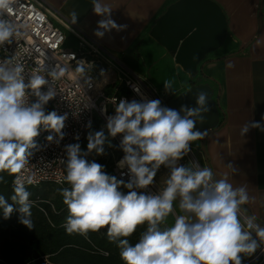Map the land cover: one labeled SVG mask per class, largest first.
<instances>
[{"label":"clouds","instance_id":"obj_1","mask_svg":"<svg viewBox=\"0 0 264 264\" xmlns=\"http://www.w3.org/2000/svg\"><path fill=\"white\" fill-rule=\"evenodd\" d=\"M16 3L0 0V16L11 13ZM92 10L102 17L94 33L98 38L126 27L111 18L113 9L104 0H92ZM70 16L71 23L76 24L78 13L73 10ZM20 35L15 24L0 19V45ZM84 64L77 72L91 88L92 77L87 76ZM65 71L59 65L50 69L43 65L30 72L26 83L23 64H0V173L14 177V203L9 204L0 195V210L5 219L18 211L20 222L29 229L33 228L32 202L26 186L33 183V178L26 174V166L34 151L41 149L35 141L41 127L51 133L46 137L49 144L59 145L65 138L62 130L68 114H46L45 110L58 94L54 82ZM173 84L171 79L164 81L166 94L173 93ZM45 86L46 91H42ZM113 103L115 114L107 116L106 131H90L86 151L79 143L65 146L64 180L70 187L59 191L68 209L64 224L68 234L87 237L89 232L106 227L124 264H242L241 254L251 255L264 245V226L257 223L255 214L246 215L242 209L250 201L245 186L233 187L227 175L215 179L212 169L198 162L193 161L192 166L179 163L191 151L192 142L202 138L196 124H203L210 111L206 92L196 94V107L181 105L173 109L163 106L159 99L147 98ZM105 112L107 109H102ZM86 127L91 129V121ZM250 128L264 130L260 122L246 123L241 135ZM118 135L122 137L119 148L124 155L116 166L127 169L126 173L121 171V176H128L127 182L107 174L104 165L88 159L93 152L104 155L105 145L113 146L109 137ZM79 138L77 134L75 139ZM162 166L168 169L165 187L158 192L146 191ZM177 201L182 214L175 215L174 223L162 229ZM145 224L147 228L138 242L131 244L128 237Z\"/></svg>","mask_w":264,"mask_h":264},{"label":"crops","instance_id":"obj_2","mask_svg":"<svg viewBox=\"0 0 264 264\" xmlns=\"http://www.w3.org/2000/svg\"><path fill=\"white\" fill-rule=\"evenodd\" d=\"M38 1L56 24L67 26L66 35L72 40L69 29L108 50L119 65L147 78L162 92L160 76L174 81L175 97L191 85L207 84L217 106L218 125L192 142V147L201 152V163L212 169L215 179L227 175L233 187H246L250 201L242 209L246 215L255 214L257 223L264 226V130L250 128L241 135L246 123L260 122L264 127V0H211L225 15L227 34L220 48L199 63L194 81L149 37L155 21L179 0H104L113 9L111 18L126 27L106 32L102 38L94 34L102 17L94 14L92 0ZM73 10L79 15L76 24L71 23ZM139 68L148 74L153 68L155 83L145 72L139 74ZM162 169L159 181L168 177V169ZM178 214L182 213L177 201L174 215ZM241 255L242 262L248 258Z\"/></svg>","mask_w":264,"mask_h":264},{"label":"built area","instance_id":"obj_3","mask_svg":"<svg viewBox=\"0 0 264 264\" xmlns=\"http://www.w3.org/2000/svg\"><path fill=\"white\" fill-rule=\"evenodd\" d=\"M0 19L15 24L21 33L19 38L0 45V64L7 61H11L12 64L17 62L23 64L26 83L30 72L43 65H47L49 69L55 65L66 69L65 74L54 82L58 94L49 101L45 109L46 114L51 111H56L58 115L68 114V119L65 121L66 126L62 130L66 135L59 145L49 144L46 137L51 133L41 127L40 135L35 138L41 149L34 151L26 166V174L33 178V183L27 185V189H37L44 185L53 187L69 185L64 180L66 176L65 146L79 143L82 151H86L88 133L101 129L106 131L108 115L106 112L102 113V109L110 105L111 115H114L113 101L159 99L163 106H167L171 99L169 94L155 88L147 78H139L119 65L108 50L72 29L69 31L76 42V48L67 47L65 32L67 26L56 24L38 0H17L13 11L0 16ZM83 61L86 62L84 67L87 69V76L92 77L91 88H88L81 74L77 72V68L82 65ZM110 73L112 77H109ZM46 89L47 86L42 88V91ZM30 100L34 101L35 97H30ZM86 106L88 108H85ZM89 121L92 124L91 129L86 127ZM77 134L80 137L79 140L75 139ZM109 139L114 145V151L107 144L105 145L107 173L127 182L128 176H121V171L126 173L127 169L121 170L116 166L124 155L119 148L122 137L118 135L115 138L109 137ZM201 155L198 149L191 147L189 154L180 163L192 166V162L195 161L201 167H205L200 161L199 156ZM88 159L91 160V155ZM161 175H163L162 167L157 173L154 184L150 185L146 191L158 192L165 187V181H159ZM242 264H264V245H261L255 253L248 255Z\"/></svg>","mask_w":264,"mask_h":264},{"label":"trees","instance_id":"obj_4","mask_svg":"<svg viewBox=\"0 0 264 264\" xmlns=\"http://www.w3.org/2000/svg\"><path fill=\"white\" fill-rule=\"evenodd\" d=\"M0 175L4 177L0 182V195L13 204V176ZM66 187L70 185L56 187L52 199L41 191V187L27 189L32 202L31 229L20 222L18 211L5 219L0 210V264H124L117 243L107 236L106 227L89 232L87 237L66 232L64 224L68 209L59 191ZM146 228V224L138 226L128 237L129 242L133 245L138 242Z\"/></svg>","mask_w":264,"mask_h":264},{"label":"water","instance_id":"obj_5","mask_svg":"<svg viewBox=\"0 0 264 264\" xmlns=\"http://www.w3.org/2000/svg\"><path fill=\"white\" fill-rule=\"evenodd\" d=\"M227 34V22L221 8L211 0H179L170 5L155 21L149 37L161 46L183 73L190 79L197 74V67L205 56L220 48ZM196 57L193 59V57ZM208 94L210 111L205 122L196 129L204 136L218 125V111L207 84L191 85L186 91L170 99L168 107L181 105L196 107V94Z\"/></svg>","mask_w":264,"mask_h":264},{"label":"rangeland","instance_id":"obj_6","mask_svg":"<svg viewBox=\"0 0 264 264\" xmlns=\"http://www.w3.org/2000/svg\"><path fill=\"white\" fill-rule=\"evenodd\" d=\"M66 46L69 47V48H73L74 49V48H76V42L74 41V39L72 40V38L70 36H67ZM137 72L139 74H143L145 72L144 74H146V76H148V78H150V81L153 82V83H155L156 73L153 70V68H152V70L150 71L149 74H148V71L145 70L143 72L142 69H140V68L138 69ZM112 76H113L112 73H110L109 74V77H112ZM160 77L162 78L161 79L162 81H165L166 80V78L164 76L163 77L160 76ZM191 79H193V81H194V77L191 78ZM169 96L172 99V98L175 97V94L174 93H169ZM106 109H107L106 115H111L112 114V107L110 105H108V106H106ZM191 147H192V144H191ZM111 150L114 151V145L111 147ZM90 161H95V162H97V163H99L101 165H104L105 166V169L104 170L107 173V154H106V151H105V154L104 155H99V156L96 155L95 152H93L91 154V160ZM107 174H109V173H107ZM40 189H41L42 192H44V193L47 194V196H48L49 199H52L53 198V195H54V190L56 189V187H52V186H48L47 185V186L41 187ZM121 190L122 191H125V192L127 191L126 189H123V188ZM174 219H175V215L173 213L172 215H170L167 218L166 222L164 224H162L161 227L166 228V227L171 226L174 223Z\"/></svg>","mask_w":264,"mask_h":264}]
</instances>
